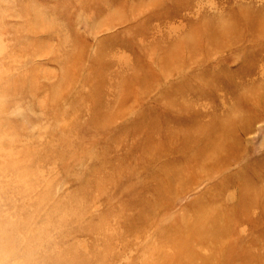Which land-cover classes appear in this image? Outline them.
Returning a JSON list of instances; mask_svg holds the SVG:
<instances>
[{"label": "rangeland", "instance_id": "rangeland-1", "mask_svg": "<svg viewBox=\"0 0 264 264\" xmlns=\"http://www.w3.org/2000/svg\"><path fill=\"white\" fill-rule=\"evenodd\" d=\"M132 7L138 20L118 25ZM241 9L264 13V0H0V227L27 223L14 253L0 247V264H264V209L233 215L245 179L264 189V116L233 147L227 176L218 167L168 211L149 188L156 166L150 172L137 146L145 132L130 127L142 115L164 132L173 114H200L206 124L250 113L240 99L264 86V44L224 50L234 37L200 28L232 22ZM149 14L148 31L133 35ZM195 27L201 46L186 50L189 73L167 79L170 64L159 61ZM141 60L157 74L129 93ZM212 210L222 211L225 229L193 230Z\"/></svg>", "mask_w": 264, "mask_h": 264}, {"label": "bare ground", "instance_id": "bare-ground-1", "mask_svg": "<svg viewBox=\"0 0 264 264\" xmlns=\"http://www.w3.org/2000/svg\"><path fill=\"white\" fill-rule=\"evenodd\" d=\"M175 1L177 2L181 0ZM139 9H137L136 11V9L132 7L129 14L125 13L128 17L124 16L125 18L117 24H124L131 20L133 21L134 19L139 18L141 16V12L137 13L139 12ZM249 11V9L238 10V12H236L235 14V20H231L232 22L225 21L221 26H214L212 24V27L207 24H205V26L201 25L200 28L203 30L202 33L208 38H219L221 36L223 38L229 39L230 37H234V42L230 41L227 43L228 45L222 47V49L224 50H230L233 48L240 50L243 47L256 45L257 42L262 45L264 44V13L258 12L257 14H253ZM150 19L152 18L149 14V18H145L143 19V21L141 20L140 22H138L135 29L133 30V35H140L144 32H147L148 27L146 23H149L147 21ZM197 29L199 28L195 27L190 31V33L188 32V35L180 43H175L173 44V46L169 47L166 51V59L164 61H159V64L161 62L163 67H167V64H170V66L168 65V67H170L171 70H169L170 75L167 76V79H170L171 76L174 75L173 73H189V71H187V68H189V52H187L186 50H189V48H191L192 50H194V52H196L197 49L200 48L201 42L198 38H196ZM141 64L144 67L140 68V73H137L133 78H131L128 84V87L130 88L129 93L133 91L131 90L133 84H144L145 82L153 80L155 74H157L154 71V69L157 68L154 65L155 63L153 64V62L149 63L141 60ZM162 66L160 65L159 68ZM168 67L167 69H169ZM148 70L152 72H149ZM247 70L246 78L249 79V76L252 74L253 70ZM226 81L227 83L229 82L228 80ZM242 81L247 82L245 80ZM171 85L172 84H170L168 87H170ZM167 92L169 93L170 90L167 89ZM253 92L254 91L247 92L249 94L242 95L240 99V101H244L247 105H251L249 114H236V111L233 110L231 114L221 119H219V117L217 118L213 116V118L210 119L206 124L201 122L200 114H190V119V115L188 114H173V116L175 115V117L172 116L168 120H166L167 126L164 132L159 127V121L157 119L145 118V115H142L143 118L141 117L139 120L135 121L132 126H130L131 130H133L134 133L145 132V136L137 146L145 150L144 154H149L143 155L142 160L144 165L150 170V172L153 171L154 167L156 166V170L149 173L151 177H154L153 179H156L151 186L149 184V188L150 190L153 189V191L157 195L156 200H159L157 202L155 201V205L161 202L165 205L164 208L162 206V203L158 205L162 208L161 210L168 211L173 205V200H177V198L175 197L177 194H179L181 191L182 193H185L187 190L189 191V189L193 185H197L203 179L212 177V173L216 172L218 167L221 168V171L224 175H228L226 173L227 169H230L234 162H236L234 161V158H238L237 153L233 152L235 151L233 147L242 140L241 135L248 134L249 130H253L256 122L262 119V117L264 116V86L261 90H257L256 93ZM1 94L2 90L0 89V97ZM175 103L176 102H174V104ZM171 121L175 123L173 127ZM184 125L192 128L186 130L185 128H183L185 127ZM157 133L158 135L163 134L164 136L163 138H161L162 141H160L162 143L161 146L153 145V142L157 141L158 139ZM172 154H179L182 156V158L174 159L171 157ZM239 157L241 158V155ZM177 162H184L188 167L187 170H181L177 167H174ZM189 164L190 166L192 165L195 167L194 171H191L189 169ZM254 174L256 175L255 177H259L261 175V172L256 170ZM28 175L29 174H24L23 179L26 180ZM129 176H131V174H129ZM232 176H238V173ZM198 177L199 180L196 179ZM246 182L250 184V180H244L242 192L243 200L239 206V211L233 213L234 220L238 219L237 215L243 213L246 214L256 208L264 209V189H254L252 186L247 185ZM164 200L167 201V203L169 202L170 204L166 205L164 203ZM41 203L42 202L40 201L38 203V206H40ZM142 203L146 208H148L149 206H153L154 201L146 200L144 202L142 201L141 204ZM206 203V201H201L202 205H206ZM226 206L229 207V204L226 203L224 205L223 210L225 211L227 210ZM57 208L60 209V206L58 205ZM214 210L203 211V216H205V218L195 220L193 230L197 229L196 223H199L200 225L203 224L202 229L207 226L208 228H205L209 229L208 231H217L218 229L223 228L225 229V224H222L220 220V214L222 213V211L217 210L216 212H214ZM55 213L57 214L55 209L51 210L46 215V219H51L55 215ZM137 217L141 219V214L137 215L136 218ZM142 217L144 219L143 214ZM63 222L64 219H62L61 222H58V225H61ZM20 223L22 224H10L11 226L0 227V235H2V237L0 238V247H2L6 251V254L14 253L15 248L19 243V240H15L16 233H21V237L25 238L24 230L27 223L24 221H20ZM48 224L53 223H51L50 221V223ZM46 227H48V225ZM177 228H179V225L177 226ZM32 236L33 235H31V237ZM175 237L176 236H172L171 239L174 240ZM2 240H4L5 243H3ZM65 261L74 263V261L68 259H66Z\"/></svg>", "mask_w": 264, "mask_h": 264}]
</instances>
